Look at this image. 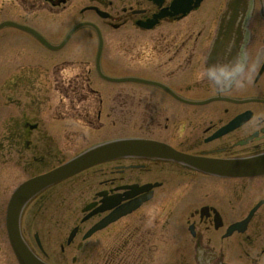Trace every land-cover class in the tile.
Listing matches in <instances>:
<instances>
[{
  "label": "flooded vegetation",
  "instance_id": "obj_1",
  "mask_svg": "<svg viewBox=\"0 0 264 264\" xmlns=\"http://www.w3.org/2000/svg\"><path fill=\"white\" fill-rule=\"evenodd\" d=\"M0 25V264L14 189L118 139L24 206L30 264H264V0H0Z\"/></svg>",
  "mask_w": 264,
  "mask_h": 264
},
{
  "label": "water",
  "instance_id": "obj_2",
  "mask_svg": "<svg viewBox=\"0 0 264 264\" xmlns=\"http://www.w3.org/2000/svg\"><path fill=\"white\" fill-rule=\"evenodd\" d=\"M124 146L125 145H119L116 143L109 147L95 149L90 153L75 159L66 166H63L47 175L38 177L26 183L18 190L11 201L9 208V219H12V216L14 214H19V209L23 207V205L31 198V196H33L40 190L47 188L50 185L75 174L76 172H79L80 170L85 168V166L87 167V164L93 162L94 159L100 158L101 156L109 152H111L110 154H112V150H114V153H117Z\"/></svg>",
  "mask_w": 264,
  "mask_h": 264
}]
</instances>
